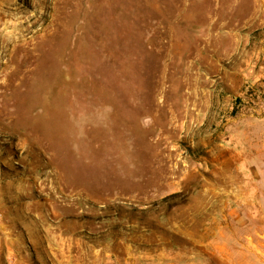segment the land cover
I'll use <instances>...</instances> for the list:
<instances>
[{"label":"rangeland","instance_id":"1","mask_svg":"<svg viewBox=\"0 0 264 264\" xmlns=\"http://www.w3.org/2000/svg\"><path fill=\"white\" fill-rule=\"evenodd\" d=\"M252 1L0 0V176L67 264H130L128 243L228 264L233 232L264 264V174L234 154L260 110L222 79Z\"/></svg>","mask_w":264,"mask_h":264},{"label":"crops","instance_id":"2","mask_svg":"<svg viewBox=\"0 0 264 264\" xmlns=\"http://www.w3.org/2000/svg\"><path fill=\"white\" fill-rule=\"evenodd\" d=\"M242 23L241 28H235L234 42L230 45L231 50L226 52V57L236 64L239 82L225 73L222 79L235 88L233 98L242 102L244 108L252 113L260 110V118L241 122V144L234 153L240 171L244 173L249 169L251 174L260 175L264 174V0L252 1V8ZM15 191L0 176V264H67L65 233L51 231L40 221V225H36L35 216L23 211L26 206L18 202ZM233 233L235 243L229 239L225 241L224 257L228 264H240L239 237ZM246 239H250L252 251L253 238ZM77 245L81 248L79 242L75 243L76 248ZM90 247L91 251L95 250ZM123 247L130 264H178V254L146 248L139 251L130 243Z\"/></svg>","mask_w":264,"mask_h":264}]
</instances>
